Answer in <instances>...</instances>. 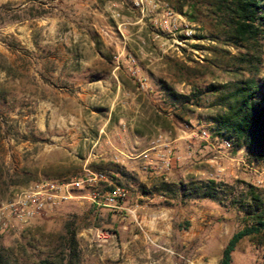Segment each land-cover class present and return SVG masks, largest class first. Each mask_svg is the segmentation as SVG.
Masks as SVG:
<instances>
[{
    "label": "rangeland",
    "instance_id": "1",
    "mask_svg": "<svg viewBox=\"0 0 264 264\" xmlns=\"http://www.w3.org/2000/svg\"><path fill=\"white\" fill-rule=\"evenodd\" d=\"M190 3L193 21L182 14ZM0 5L9 7L6 16L0 14V199L42 179L67 183L86 171L103 177L71 191L52 211L1 233L0 252L18 264L51 256L64 223L72 222L82 247L80 264H99L77 234L95 227V217L105 213L92 201L101 203L110 187L119 186L175 212L195 208L197 225L205 224L210 236L178 247L176 264H218L227 239L246 225L249 191H264V163L242 147L234 150L231 140L229 151L219 150L217 140L224 138L215 134V119L233 85L247 77L258 84L264 79V40H257L260 67L251 75L238 63L245 50L232 45L228 30L217 23L214 0ZM3 39L15 41L16 48L8 49ZM209 86L217 91H207ZM165 89L188 99L173 103ZM159 134L171 154L166 171L154 158L144 166L138 157ZM113 147L127 158L113 159ZM190 179L227 185L229 195L217 205L180 199L163 188ZM99 222V229H108ZM230 257V264H264V234L242 238Z\"/></svg>",
    "mask_w": 264,
    "mask_h": 264
},
{
    "label": "trees",
    "instance_id": "2",
    "mask_svg": "<svg viewBox=\"0 0 264 264\" xmlns=\"http://www.w3.org/2000/svg\"><path fill=\"white\" fill-rule=\"evenodd\" d=\"M214 11L219 26L227 29L228 38L232 45L245 50L238 63L247 74L258 73L260 64L256 62L257 40L262 37L264 26V0H214ZM192 3L188 4L184 14L193 21ZM180 11V10H179ZM181 12V11H180ZM9 13L7 5H0V14L6 16ZM8 49L16 48L15 41L1 40ZM250 51L251 53H247ZM224 86L223 89H227ZM167 97L174 103L187 100L188 96L179 95L170 89H165ZM207 91L216 92L217 88L209 86ZM226 95L220 99V105L224 112L215 119V134L224 140H231L234 150L245 149L250 159L264 163V79L256 83L253 78L247 77L243 81L233 85ZM4 99L0 95V99ZM248 189H252L247 185ZM165 191L175 192L180 199L209 200L222 205L223 200L229 195L230 188L227 185L212 179H190L185 183L163 184ZM253 190V189H252ZM259 190V189H258ZM249 191L250 203L245 212L246 225L237 229L227 239L220 255L218 264H230L231 252L236 244L244 237L264 234V191L255 193ZM142 194H146L142 191ZM104 224L108 219L95 217L94 226ZM76 231L72 222L63 225V234L60 245L55 252L48 257L24 264H80L82 261V247L76 238ZM0 264H18L16 259L8 254L0 252Z\"/></svg>",
    "mask_w": 264,
    "mask_h": 264
},
{
    "label": "crops",
    "instance_id": "3",
    "mask_svg": "<svg viewBox=\"0 0 264 264\" xmlns=\"http://www.w3.org/2000/svg\"><path fill=\"white\" fill-rule=\"evenodd\" d=\"M113 149L116 152L113 159L122 155L127 158L121 148ZM160 177L164 178V175ZM157 202L154 198L127 193L117 208L92 204L105 212L100 216L108 219L106 230L113 238L97 246L91 241L89 232L98 227L82 229L77 237L99 264H176L175 260L180 256L178 247L185 249L193 245L197 237L210 236V233L208 235L205 224L197 225L200 220H197L195 208L175 212L172 207ZM182 221L185 223L181 224Z\"/></svg>",
    "mask_w": 264,
    "mask_h": 264
},
{
    "label": "built area",
    "instance_id": "4",
    "mask_svg": "<svg viewBox=\"0 0 264 264\" xmlns=\"http://www.w3.org/2000/svg\"><path fill=\"white\" fill-rule=\"evenodd\" d=\"M199 135L204 141L208 138L205 131H201ZM217 141L219 150L229 151L231 149L230 141ZM170 155L168 144L163 140V135L159 134L149 142L148 148L138 157L141 158L144 166H152L151 161L154 158L161 171H166L171 166ZM102 179L103 177L99 173L86 171L80 180L60 183L42 179L12 192L7 198L0 199V234L14 231L19 225L52 211L60 202L70 198L71 191L91 187ZM126 197L127 192L123 188L113 186L105 193L101 203L92 202L103 207L117 208ZM89 234L91 241L97 246L106 244L113 238L111 233L103 229H91Z\"/></svg>",
    "mask_w": 264,
    "mask_h": 264
}]
</instances>
